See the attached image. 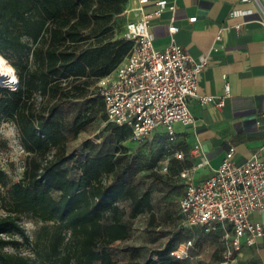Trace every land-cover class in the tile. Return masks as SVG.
Here are the masks:
<instances>
[{
    "label": "trees",
    "instance_id": "trees-1",
    "mask_svg": "<svg viewBox=\"0 0 264 264\" xmlns=\"http://www.w3.org/2000/svg\"><path fill=\"white\" fill-rule=\"evenodd\" d=\"M122 1L126 0H0V54L26 52L27 63L32 62L21 72L16 90L0 95V112L16 120L27 150L34 152L27 182L14 183L6 194L2 186L7 185L8 177L0 167V199L10 198L9 213L0 214V264H36L25 255L3 249L8 242L5 233L24 232L20 222L23 213L58 223L59 235L64 229L69 231L70 239L62 252L54 245L52 262L91 264L93 260L112 262L107 247L131 234L132 220L124 218L121 201L133 202L131 218L153 209L151 190L140 188L138 156H130L123 145L92 152L98 144L90 138L84 139L83 150L67 151L63 120L55 118L60 101L85 97L90 84L85 79L69 86L65 79L107 75L131 49L133 41L127 37L110 42L99 54L80 49L89 38L106 31L99 27L122 11ZM35 90L56 100L47 108L38 106L31 100ZM2 91L6 89L0 87ZM102 100L106 113L103 96ZM89 121L78 122L75 117L74 129L78 131ZM111 127L118 132L130 128L116 123ZM52 146L55 152L48 157ZM71 158L76 161L75 175L65 166ZM151 215L150 221L154 218ZM175 248L170 239L153 250L157 257L149 256L140 264H179L182 259L171 254Z\"/></svg>",
    "mask_w": 264,
    "mask_h": 264
},
{
    "label": "rangeland",
    "instance_id": "rangeland-1",
    "mask_svg": "<svg viewBox=\"0 0 264 264\" xmlns=\"http://www.w3.org/2000/svg\"><path fill=\"white\" fill-rule=\"evenodd\" d=\"M121 12L114 13L108 24L100 26L106 31L99 36H92L80 49L89 48L91 54L104 52L110 42L126 38V25L130 20L133 10H129L130 0L122 1ZM4 57L12 63L15 69V84H1L6 91L0 95H8V90H16L21 81V72L31 66L27 63V53H15L8 51ZM118 62H115L117 64ZM114 64V65H115ZM90 69V67H89ZM92 71V69H90ZM105 74L88 75L76 80L74 76L65 79L64 84L72 86L82 80H89L87 95L85 97L73 98L70 101L62 100L59 103L55 118L63 120V132L66 134V149L83 150L84 139L90 138L98 144L92 151L113 150L117 145L128 148L130 156H138L139 165L142 167L138 172L141 180L140 188L151 190L153 209L131 218L133 202L124 200L120 206L125 210L124 218L132 220L131 234L126 239H119L111 243L107 250L111 253L113 261L93 260L91 264H140L149 256L157 257L153 250L162 247L168 240H173L176 248L186 239L192 238L193 245L189 255L183 258L179 264H216L222 258L221 227L215 226L206 229L204 226H193L185 221L180 211V198L183 191V178L180 175L184 167H190L197 158L188 159L186 155L179 158L176 155V143L169 140L163 130L155 129L150 139L139 140L133 134L131 128L124 131H115L106 113L101 108L102 88L106 82ZM95 101L91 102L90 98ZM31 100L38 106L48 107L51 102L48 97L43 96L35 90ZM59 102V101H58ZM47 112V109H46ZM77 117L78 122L90 121L83 125L78 131L74 129L73 120ZM90 152V149H86ZM55 148L52 146L48 157H52ZM33 151L27 150L24 143L21 129L16 120L5 112H0V167L6 172L8 182L2 186L6 194L9 188L16 182H27V170L31 166ZM76 161L71 158L67 166L72 175L77 174L75 169ZM55 195L59 193L54 191ZM10 198L0 199V214L9 213ZM153 213L154 218L150 221ZM20 222L24 232L13 230L5 233L4 237L8 242L4 250L12 253H19L29 257L36 264H56L54 260L53 247L58 244V252H62L64 246L69 242L70 233L65 229L59 235L58 223L44 221L34 217L31 213L21 214ZM173 254V253H171ZM175 255V254H173ZM176 256V255H175ZM177 257V256H176ZM178 258V257H177Z\"/></svg>",
    "mask_w": 264,
    "mask_h": 264
},
{
    "label": "built area",
    "instance_id": "built-area-1",
    "mask_svg": "<svg viewBox=\"0 0 264 264\" xmlns=\"http://www.w3.org/2000/svg\"><path fill=\"white\" fill-rule=\"evenodd\" d=\"M137 1L138 5L129 10H140L146 0ZM241 1L257 4L264 24L262 0ZM164 5L159 2L155 12L161 11ZM250 11L233 8L230 14L238 16ZM151 17V13H145L127 22L126 37L133 45L116 68L105 76L101 94L108 119L129 126L139 140L148 139L162 126L169 140L174 142L177 139L174 124L193 118L190 100L199 97L204 103L215 98L197 93V77L207 65V57L193 60L186 48L174 40L173 34L179 30L174 22L169 25L170 43L163 49L155 48L149 28ZM189 19L193 21L196 16ZM226 87L228 91V83ZM223 103V98L217 102L218 105ZM259 121L264 125V111ZM176 155L183 157L184 154L176 151ZM180 175L183 178L180 211L185 221L206 229L221 227L223 251L216 264H235L244 245H253L258 237L264 236L263 224L251 218L253 211L264 209V144L244 161H237L234 148H230L222 163L202 180H196L191 168H184ZM193 243L192 238L186 239L172 253L183 259L189 255Z\"/></svg>",
    "mask_w": 264,
    "mask_h": 264
},
{
    "label": "crops",
    "instance_id": "crops-1",
    "mask_svg": "<svg viewBox=\"0 0 264 264\" xmlns=\"http://www.w3.org/2000/svg\"><path fill=\"white\" fill-rule=\"evenodd\" d=\"M159 2L165 5L155 12ZM130 5L138 1L130 0ZM233 8L251 11L232 16ZM145 13L152 14L149 28L155 48L170 43L169 25L174 22L179 25L174 40L193 60H208L198 74L197 93L215 99L203 103L199 97L192 98L193 118L174 124L176 151L188 159L197 158L191 165L196 180L211 175L232 147L237 161L255 154L264 144V125L259 121L264 111V24L259 6L241 0H146L130 20ZM192 16L196 19L190 21ZM220 98L223 105L217 104ZM157 129L164 131L162 126ZM251 218L264 226V209L253 211ZM235 264H264V236L244 245Z\"/></svg>",
    "mask_w": 264,
    "mask_h": 264
},
{
    "label": "bare ground",
    "instance_id": "bare-ground-1",
    "mask_svg": "<svg viewBox=\"0 0 264 264\" xmlns=\"http://www.w3.org/2000/svg\"><path fill=\"white\" fill-rule=\"evenodd\" d=\"M3 64H0V85L1 84H15L16 77H15V69L11 63L2 55ZM5 86V85H1Z\"/></svg>",
    "mask_w": 264,
    "mask_h": 264
},
{
    "label": "snow or ice",
    "instance_id": "snow-or-ice-1",
    "mask_svg": "<svg viewBox=\"0 0 264 264\" xmlns=\"http://www.w3.org/2000/svg\"><path fill=\"white\" fill-rule=\"evenodd\" d=\"M0 64H3V61L2 60H0Z\"/></svg>",
    "mask_w": 264,
    "mask_h": 264
},
{
    "label": "clouds",
    "instance_id": "clouds-1",
    "mask_svg": "<svg viewBox=\"0 0 264 264\" xmlns=\"http://www.w3.org/2000/svg\"><path fill=\"white\" fill-rule=\"evenodd\" d=\"M0 60H2V57H0Z\"/></svg>",
    "mask_w": 264,
    "mask_h": 264
},
{
    "label": "water",
    "instance_id": "water-1",
    "mask_svg": "<svg viewBox=\"0 0 264 264\" xmlns=\"http://www.w3.org/2000/svg\"><path fill=\"white\" fill-rule=\"evenodd\" d=\"M4 87H6V86H4Z\"/></svg>",
    "mask_w": 264,
    "mask_h": 264
}]
</instances>
